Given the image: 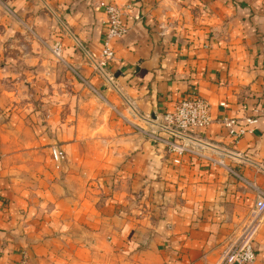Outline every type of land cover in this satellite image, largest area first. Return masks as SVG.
Instances as JSON below:
<instances>
[{
    "label": "crops",
    "instance_id": "1",
    "mask_svg": "<svg viewBox=\"0 0 264 264\" xmlns=\"http://www.w3.org/2000/svg\"><path fill=\"white\" fill-rule=\"evenodd\" d=\"M193 96L209 127L158 126ZM263 196L264 0H0V264H219Z\"/></svg>",
    "mask_w": 264,
    "mask_h": 264
},
{
    "label": "built area",
    "instance_id": "2",
    "mask_svg": "<svg viewBox=\"0 0 264 264\" xmlns=\"http://www.w3.org/2000/svg\"><path fill=\"white\" fill-rule=\"evenodd\" d=\"M106 10L108 15L107 33L104 39V49L99 68H102L107 60L114 58V51L111 46L112 40L123 38L128 32V27L125 23V18L127 17L125 9L116 5H108ZM52 52L60 59L62 55L61 44H55ZM214 121L210 102L202 97L193 96L179 101L174 111L166 114L158 126L170 130L177 136H183L191 130L205 129ZM247 122L250 125H254L259 122V118H249ZM222 123L229 130L230 136L236 144L249 131L243 127L238 128L235 119L224 118ZM166 143L170 150L178 155H183L188 151L185 145L171 141H166ZM51 153L53 160L57 163H61L64 159V154L58 147H53ZM180 162V159H175L176 164ZM262 214H264V196L256 202L250 218L240 228L236 237L225 246L219 264H255L257 256L254 242Z\"/></svg>",
    "mask_w": 264,
    "mask_h": 264
}]
</instances>
